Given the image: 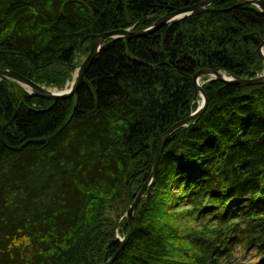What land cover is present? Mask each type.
Returning a JSON list of instances; mask_svg holds the SVG:
<instances>
[{"label":"trees","instance_id":"1","mask_svg":"<svg viewBox=\"0 0 264 264\" xmlns=\"http://www.w3.org/2000/svg\"><path fill=\"white\" fill-rule=\"evenodd\" d=\"M199 1L0 0V65L61 87L89 51V40L78 46L84 36L143 30ZM235 2L217 0L220 11L125 49L121 39L105 44L71 98L38 97L0 77V264L109 259L160 136L197 106L194 74L264 71V15L249 4L221 11ZM202 87L204 112L168 138L112 264H264V83Z\"/></svg>","mask_w":264,"mask_h":264},{"label":"water","instance_id":"2","mask_svg":"<svg viewBox=\"0 0 264 264\" xmlns=\"http://www.w3.org/2000/svg\"><path fill=\"white\" fill-rule=\"evenodd\" d=\"M215 1L217 0H201L193 5L181 7L173 11L164 13L163 15L159 16L149 27L143 30L134 31V30H129V29H119V30H112V31L99 33V34H88L84 36L80 40L78 46L79 48H81L84 41L89 40V51L78 65L71 64L69 66L71 67L72 70L75 71V75L68 89L58 91L53 88L40 85L30 80L29 78L7 67L1 66V65H0V77L6 78L18 84L20 87L25 89L28 93L38 96V97H42V98H46L50 100L71 98L76 95L77 89L79 88L83 80L85 72L89 68L96 54L99 52L101 47H103L105 44L111 41L117 40V39H121L123 40L124 49H125V40H129L131 38L142 37L147 34H152L156 30H158L159 28L167 24H170L174 21L182 20L189 16L200 14L206 11H220L216 8L211 7V5ZM241 4L252 5L262 15H264V0H236L235 4L232 7H229L227 9H222L221 11L230 10L231 8L237 7ZM257 51H258V54L261 60L264 62V38L261 39L260 44L257 47ZM125 53H126V50H125ZM203 77H208L207 80L214 79V80H218L223 83H230V84L243 85V86L257 85V84L264 83V71L260 75L253 77V78L233 77V76H229L223 72L216 71L211 68H202L194 74L193 86L195 89V93H194L193 99L194 101H196L197 99L200 100L199 105L193 113H191L189 116L171 125L160 136L150 173L148 177L146 178V180L144 181V183L142 184V186L140 187V189L138 190V192L136 193L132 203L130 204V206L128 207L127 211L124 214V216H126L128 223H129V230L123 238H120V245L116 249V251L109 257V259L106 262L102 264H112L117 254L122 250L124 244L129 238L132 232L131 220L133 218V215L135 213V210L137 208L139 201L143 197L145 191L152 185L154 181V177H155L156 170L159 164V160H160L162 151L164 149V146L168 138L176 130L187 126L195 117H199L204 112L207 106V95L205 91L203 90V88L201 87V85L199 84V80H201ZM7 124H4L2 127V133H1L2 141H3V131L6 128Z\"/></svg>","mask_w":264,"mask_h":264},{"label":"rangeland","instance_id":"3","mask_svg":"<svg viewBox=\"0 0 264 264\" xmlns=\"http://www.w3.org/2000/svg\"><path fill=\"white\" fill-rule=\"evenodd\" d=\"M83 58H84V55H82V54H77V56H76V61H77L76 65H78V64L83 60ZM74 73H75V71H74V70H71L68 79L65 81V83H64L63 85H61V87H60V86H59V87H56V86H52V85L47 86V87L53 88V89L58 90V91L65 90L66 87H67V85L69 86L70 83H71V81L73 80V75H74ZM69 82H70V83H69ZM122 199H123V197H122ZM121 206H122V205H121ZM119 207H120V206H119ZM121 208H122V207H121ZM110 215H111V217H114V218H115V216H116L115 214H110Z\"/></svg>","mask_w":264,"mask_h":264},{"label":"bare ground","instance_id":"4","mask_svg":"<svg viewBox=\"0 0 264 264\" xmlns=\"http://www.w3.org/2000/svg\"><path fill=\"white\" fill-rule=\"evenodd\" d=\"M129 30H130V29H129ZM84 57H85V55H84ZM216 71H217V70H216ZM220 72H221V71H220ZM223 73H224V72H223ZM74 75H75V73H74ZM74 75H73V77H74ZM256 76H258V75H256ZM256 76H255V77H256ZM252 78H253V77H252ZM207 79H208V77H206L205 80H203V79L199 80V84L201 85V87L203 86V84H204L205 82L209 81V80H207ZM69 83H70V82H69ZM71 83H72V81H71ZM71 83H70V85H71ZM70 85H69V86H70ZM69 86L67 85L66 89H68ZM193 87H194V86H193ZM202 88H203V87H202ZM61 91H62V90H61ZM194 93H195V89H194ZM193 97H194V94H193ZM193 100H194V99H193ZM199 101H200V100H198V99L195 101V102L197 103V106H196V108H195L191 113H193V112L197 109V107H198V105H199ZM191 113H190V114H191ZM190 114H189V115H190ZM189 115H188V116H189ZM201 115H202V114H201ZM201 115H200V116H201ZM200 116H199V117H200ZM197 118H198V117H195L192 121H194V120L197 119ZM192 121H191V122H192ZM145 192H146V191H145ZM144 194H145V193H144ZM122 219H123V218H120V221H121ZM126 220H127V218H126ZM127 222H128V220H127ZM128 224H129V223H128ZM131 224H132V220H131Z\"/></svg>","mask_w":264,"mask_h":264}]
</instances>
